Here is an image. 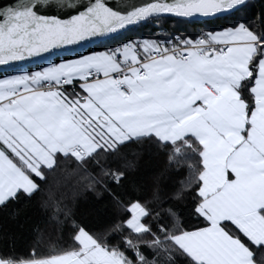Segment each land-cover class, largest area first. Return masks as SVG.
Segmentation results:
<instances>
[{
	"label": "snow or ice",
	"instance_id": "1",
	"mask_svg": "<svg viewBox=\"0 0 264 264\" xmlns=\"http://www.w3.org/2000/svg\"><path fill=\"white\" fill-rule=\"evenodd\" d=\"M252 7L0 0V209L34 210L31 243L0 264H264V0ZM172 17L211 29L130 35ZM145 151L162 162L148 177Z\"/></svg>",
	"mask_w": 264,
	"mask_h": 264
},
{
	"label": "trees",
	"instance_id": "2",
	"mask_svg": "<svg viewBox=\"0 0 264 264\" xmlns=\"http://www.w3.org/2000/svg\"><path fill=\"white\" fill-rule=\"evenodd\" d=\"M253 7L251 12L256 13L259 11L261 0L250 1ZM204 29L200 24H186L180 22L178 18H169L166 21L161 22L159 28L153 29L152 27L137 29L132 36L148 37L156 33L162 35L168 34H183V35H198L201 30ZM107 47L114 46L111 42H105L102 44ZM94 49H101L95 47ZM3 74H0V76ZM162 162L149 155L147 151L139 158L137 174L148 177L156 172L161 166ZM93 207H99V204L90 205L85 203L83 209L86 212L92 211ZM34 219V210L31 207L23 206L20 204L9 206L7 208L0 209V250L15 249L17 252H23L27 249L31 243V222ZM191 222H195L194 218H189Z\"/></svg>",
	"mask_w": 264,
	"mask_h": 264
},
{
	"label": "water",
	"instance_id": "3",
	"mask_svg": "<svg viewBox=\"0 0 264 264\" xmlns=\"http://www.w3.org/2000/svg\"><path fill=\"white\" fill-rule=\"evenodd\" d=\"M250 1H253V0H250ZM136 2L141 3V2H143V0H136ZM173 18H175V17H173ZM105 42H107V41L97 42V45H90L89 47L94 49L98 45H102ZM76 51L84 52L85 49L78 48V49H76ZM64 55L69 56L71 54L65 53ZM49 59L53 60V62L59 60L58 57H49ZM43 64H44L43 61L35 60V61L20 62L18 64V67L23 69V70H31V69L37 68L38 66H43ZM8 73H12L11 70L7 69L6 67L0 66V74H8Z\"/></svg>",
	"mask_w": 264,
	"mask_h": 264
},
{
	"label": "crops",
	"instance_id": "4",
	"mask_svg": "<svg viewBox=\"0 0 264 264\" xmlns=\"http://www.w3.org/2000/svg\"><path fill=\"white\" fill-rule=\"evenodd\" d=\"M95 50H102V49H95ZM55 62H58V60H57V61H55ZM36 69H37V68L31 69V70H36ZM9 74H12V73L3 74V75H1V76H4V75H9Z\"/></svg>",
	"mask_w": 264,
	"mask_h": 264
}]
</instances>
